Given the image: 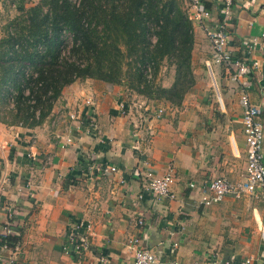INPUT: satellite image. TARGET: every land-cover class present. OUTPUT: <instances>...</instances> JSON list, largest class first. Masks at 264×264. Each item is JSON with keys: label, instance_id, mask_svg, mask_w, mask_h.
I'll return each mask as SVG.
<instances>
[{"label": "crops", "instance_id": "0c3cea01", "mask_svg": "<svg viewBox=\"0 0 264 264\" xmlns=\"http://www.w3.org/2000/svg\"><path fill=\"white\" fill-rule=\"evenodd\" d=\"M37 2L25 0L26 6ZM180 2L186 10L188 0ZM221 2L203 0L211 27L222 18ZM193 30L196 84L179 105L87 79L65 87L39 127L0 121V234L12 210V235L21 236L15 250H0V264H131L134 254L126 240L132 235L157 255V264H203L216 256L264 264L260 192L227 194L209 207L201 203L211 180L224 176L239 182L246 176L240 95L246 88L264 127L262 74L230 81L221 67L211 65L204 32ZM227 30L232 54L240 57L242 44L264 33V0H234ZM253 58L262 59V53ZM174 80L163 76L157 84L169 88ZM89 96L94 106L83 103ZM122 104L127 115L120 112ZM158 108L163 116L154 119L148 111ZM71 111L92 117L98 129L88 132L87 124L69 120ZM70 134L73 143L61 149L58 138ZM98 163L113 164L118 172L103 175L92 167ZM171 168L174 198L156 201L145 192L146 175ZM79 221L90 223L89 248L81 256L65 250Z\"/></svg>", "mask_w": 264, "mask_h": 264}, {"label": "trees", "instance_id": "16d2710c", "mask_svg": "<svg viewBox=\"0 0 264 264\" xmlns=\"http://www.w3.org/2000/svg\"><path fill=\"white\" fill-rule=\"evenodd\" d=\"M10 1L22 20L5 27L0 38L4 123L39 127L65 87L87 79L122 82V50L139 65L154 63L156 71L162 61L173 60L176 76L169 88L148 83L136 67L139 84L133 89L147 99L179 105L196 84L195 34L179 0H79L78 5L39 0L30 7L25 0ZM67 35L72 38L69 51ZM20 242V235H0V250H15Z\"/></svg>", "mask_w": 264, "mask_h": 264}, {"label": "built area", "instance_id": "2783aa9c", "mask_svg": "<svg viewBox=\"0 0 264 264\" xmlns=\"http://www.w3.org/2000/svg\"><path fill=\"white\" fill-rule=\"evenodd\" d=\"M234 0H222L221 15L222 18L217 20L211 27L209 23H212V15L203 6V0H188V7L185 10L187 16L192 24V27H196L202 30L206 37L210 41L211 46V65L221 67L230 81L235 84L240 83L242 79L251 75L250 73H261L263 79V85L261 91L264 95V33L255 40L242 44V52L240 57H236L232 54L229 47L231 36L227 30L228 18L231 14V9ZM262 53V59H254L256 54ZM143 73L148 82L154 81V75L152 73V67L145 65L143 67ZM85 105L94 106L93 97L89 96L84 99ZM240 104L243 107L242 124L244 126V136L247 146V173L239 182H234L227 177L218 176L210 181L207 189L204 190L201 198V203L206 206H212L218 204L222 198L227 194H232L235 197H239L242 194H253L260 192L264 196V127L260 120V112L257 106L250 102L246 88L242 90L240 95ZM120 112L122 115H127L125 106L120 105ZM148 113L154 119H160L163 116V108H158L153 111V114ZM71 121H77L81 124H87L88 132L93 129H98L96 121L90 117L87 120L83 118L78 111H71L67 117ZM59 143L61 149L70 146L73 143L72 135L60 137ZM28 157H31L29 154ZM93 169L101 172L103 175L115 174L118 172L117 166L113 164H95ZM176 173L174 169H170L164 175H154L149 173L146 175V187L145 192L152 196L156 201L163 198H174L172 188L176 181ZM141 197V195H140ZM14 217L11 211L8 213V221L3 225L1 236L6 237L9 234H13L12 226L9 221ZM143 218L137 219V224L141 225ZM90 231L89 222H77L74 224L67 235L66 252L73 253L78 256L84 254L89 248L88 232ZM126 245L132 250L133 261L131 264H157L158 257L154 252L148 250L141 237L138 235H132L126 240ZM6 248V245L3 246ZM252 260L249 259L242 264H251ZM178 264V262H175ZM203 264H235L232 260H224L220 257H214L210 262Z\"/></svg>", "mask_w": 264, "mask_h": 264}, {"label": "rangeland", "instance_id": "374dc122", "mask_svg": "<svg viewBox=\"0 0 264 264\" xmlns=\"http://www.w3.org/2000/svg\"><path fill=\"white\" fill-rule=\"evenodd\" d=\"M70 2L74 5L79 4V0H70ZM27 7H30V6H27ZM18 19H21V14L16 12L14 4H11L10 0H0V38H2L5 34V32H4L5 27H7L11 23H16ZM11 31H13V30L11 29ZM153 42L155 43V40ZM64 46L66 48V51H69L71 49L72 38L69 35H67L66 42H65ZM66 53H68V52H66ZM122 53L124 54V59L122 60L121 67H120V70L122 72V74H121L122 75V82H120L118 84L107 83V82H105V83L112 85V86L122 87V88H125L127 90L136 92L133 89V88H137L136 85L139 84L138 76L136 75V67H138V68L140 67V69L143 70V67L145 65L146 66L150 65L152 67V73L154 75V82L156 84H157V81L159 79H161L163 76L169 77V76L173 75L174 79H175L176 75H175V67L173 65V60L172 61L171 60L162 61L158 65V69L156 71L155 70L156 65H154V63H151V62L146 63L145 62L144 64L139 65L140 64L139 62H137V63L134 62V58L127 57V54H126V52H124V50H122ZM110 65L111 64H109V66ZM115 71H116V69H114V72ZM145 80H147L146 77H145ZM148 83H150V82H148Z\"/></svg>", "mask_w": 264, "mask_h": 264}]
</instances>
